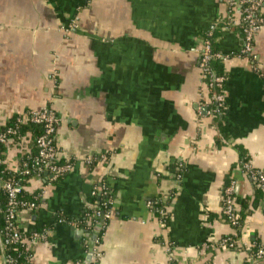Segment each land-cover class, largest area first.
<instances>
[{
	"label": "crops",
	"instance_id": "0c3cea01",
	"mask_svg": "<svg viewBox=\"0 0 264 264\" xmlns=\"http://www.w3.org/2000/svg\"><path fill=\"white\" fill-rule=\"evenodd\" d=\"M226 12V0H0V130L51 111L57 158L73 163L26 188L43 191L36 209L18 213L21 231L44 235L29 246L33 264H85L96 250V264H167L168 248L174 264H253L264 190L243 166L264 175V28L252 56H239ZM211 28L228 56L217 120L198 71ZM7 146L6 168L18 172L28 149ZM95 187L112 195L105 228L101 218L84 229L66 223L83 217ZM227 187L244 202L235 231L221 215ZM230 234L240 249L205 248Z\"/></svg>",
	"mask_w": 264,
	"mask_h": 264
},
{
	"label": "built area",
	"instance_id": "2783aa9c",
	"mask_svg": "<svg viewBox=\"0 0 264 264\" xmlns=\"http://www.w3.org/2000/svg\"><path fill=\"white\" fill-rule=\"evenodd\" d=\"M227 12L225 15V24L231 27H236L239 29L242 39V47L239 56H249L251 57L254 52V43L257 34L264 28V0H226ZM214 28L206 33V37L212 36ZM228 56H223L220 53H214L211 48V44L208 40H202V47L198 54V71L201 86L206 90H211L214 87L221 89L225 81V76H216L211 72L209 64L212 61L220 60L225 62ZM213 101L217 105V108L221 111H225L226 105L224 102V97L222 93H219L213 97ZM15 126L12 128H6L0 130V145L8 147L7 145L14 140L19 139L18 145L26 146V137L20 138L17 132V126L26 122H30L35 125H40L42 132L40 136L35 141V147L37 150V155L33 160L32 171L28 169H23L22 174L31 175L32 178H41L42 174L47 173L51 176V179L55 181L56 179L68 174L73 169V163L66 161L61 163L57 158L56 150L54 147V134L56 127L58 125L57 116L46 109L42 111H28L22 117H18L15 120ZM85 165H89L90 161L86 160ZM244 170L248 174V177L255 187H260L264 190V175L255 170L250 164H245L243 166ZM21 171V170H20ZM1 189L6 194L7 202L3 211L4 219V229L0 231V236L2 235V246L9 245H21L24 246L26 250L30 251V244L34 243L41 237L37 234L27 235L21 231L18 213L20 211H31L37 208L33 203L25 204L17 201L18 195L22 192V189L10 181L4 182L1 185ZM96 192L101 193L102 196H106L107 191L104 187H95L91 193L92 197H95ZM43 194V191L35 194V199L39 201V198ZM111 205L112 201H106L104 204V210H94L92 216L94 219L101 218L104 223V228L106 223L111 219ZM149 207V205H148ZM151 207V206H150ZM89 207L87 206L86 209ZM163 210L159 211V215H162ZM221 215L226 221L227 225L231 227L234 231L238 230L240 227V213L239 207L232 197V188L227 187L223 190V197L221 203ZM160 225L163 227L164 222L161 221ZM99 244V243H98ZM205 248L211 250H237L241 246L235 235H227L218 240L216 244H210ZM166 254L168 256V263L173 264V260L170 257V249H166ZM99 253L96 250L92 253L91 260L89 264H96ZM249 260L260 261L264 259V244L256 246V248L249 254ZM6 262L12 263V259L9 257L4 258ZM31 264L32 259L29 257Z\"/></svg>",
	"mask_w": 264,
	"mask_h": 264
},
{
	"label": "trees",
	"instance_id": "16d2710c",
	"mask_svg": "<svg viewBox=\"0 0 264 264\" xmlns=\"http://www.w3.org/2000/svg\"><path fill=\"white\" fill-rule=\"evenodd\" d=\"M223 24H225V23L223 22ZM213 35H214V33H212V36L206 37V34H205L203 39H206L210 42L212 51L214 53H216L217 48L213 43V39H214ZM209 67H210L211 72H213V74H215L216 76H224L225 75L223 63H221L220 60L212 61L209 64ZM219 93H221V89L214 87L213 89L209 90L208 96H211L213 98L215 95H217ZM210 109H212L213 111L216 109L215 103L213 101L211 103ZM224 113H225V111H221L220 109H217V111L215 110V112H214L215 120H217L218 116H223ZM16 119L17 118H12L11 120H9L6 123V125H4L2 127L1 130L14 127L15 123H16L15 122ZM220 128L221 127L219 124L217 134L220 138H223V132L221 131ZM17 132H18V135L20 138L26 137L25 138L26 142L27 141L29 142V144L27 143V145H26V147L28 149L27 150V156L25 155L21 159V162L23 163V165L21 167V171L19 170L18 172H11V171L7 170L3 158H4V154L6 152V149L8 147L0 145V231H2L4 229V226H5L4 219H3V211H4V208L6 206V202H7L6 194L1 189V185L4 182L10 181L14 184H17L22 189V192L17 197L18 202L25 203V204L33 203L36 206H38V202H39V201H37V199H35V194L29 195L26 193V188L29 185L32 176L31 175H24L21 172L23 169H28V170L32 171L33 160L37 155V150L35 147V141L40 136V134L42 132V128L40 125L38 126V125L32 124L30 122H26V123H23V124H20L17 126ZM14 141H15L14 143H18L19 139L16 138ZM173 166L176 167L175 164ZM41 177H43V174L41 175ZM256 191L261 194L263 189L260 187H256ZM234 199H235L236 203H238L237 198L234 197ZM106 201H108V202L112 201V195L110 193H107L106 196H102L101 193L96 192L95 197H92L90 199V201L87 205L89 208L85 209L83 217L78 219L77 221H70L67 219V220H65L66 223H68L72 226H75V228L84 229L85 227H87L86 224H87L88 220L91 223H93L96 220L92 216L93 211L94 210L103 211L104 210V204ZM238 204H240V206H242V207L244 206L243 205L244 202H240ZM150 209L153 211V213L155 215L160 216V218H162L164 225H165V222L167 223L166 213H164L165 209L163 208V205L160 203V201L154 202L151 205ZM160 210H163L162 215H159ZM106 225H107V223H106ZM240 226H241V216H240ZM235 237H237V235ZM2 238L3 237L1 235L0 236L1 243H2ZM2 253H3L4 258L9 257L13 260L12 263H8L5 260L4 264H31L29 261V257L31 258L30 251L26 250L24 246L17 245V244L9 245V246H2ZM0 256H1V252H0Z\"/></svg>",
	"mask_w": 264,
	"mask_h": 264
},
{
	"label": "water",
	"instance_id": "95a60500",
	"mask_svg": "<svg viewBox=\"0 0 264 264\" xmlns=\"http://www.w3.org/2000/svg\"><path fill=\"white\" fill-rule=\"evenodd\" d=\"M0 252H1V262H2V264H4L5 263V259H4L3 253H2V243H1V241H0ZM90 253H91V251H90ZM90 253L86 256L85 264H89V262L91 260L92 254H90ZM252 263L253 264H264V259L260 260V261H253Z\"/></svg>",
	"mask_w": 264,
	"mask_h": 264
}]
</instances>
